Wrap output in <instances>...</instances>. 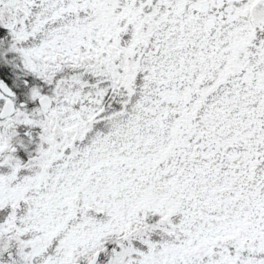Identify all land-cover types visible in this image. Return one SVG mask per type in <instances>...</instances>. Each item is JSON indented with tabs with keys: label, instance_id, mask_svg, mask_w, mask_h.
<instances>
[{
	"label": "snow or ice",
	"instance_id": "obj_1",
	"mask_svg": "<svg viewBox=\"0 0 264 264\" xmlns=\"http://www.w3.org/2000/svg\"><path fill=\"white\" fill-rule=\"evenodd\" d=\"M0 264H264V0H0Z\"/></svg>",
	"mask_w": 264,
	"mask_h": 264
}]
</instances>
